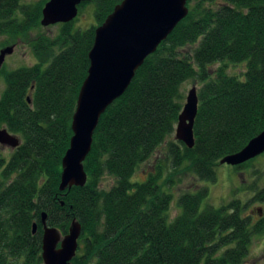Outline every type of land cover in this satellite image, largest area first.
Masks as SVG:
<instances>
[{"label": "trees", "instance_id": "trees-1", "mask_svg": "<svg viewBox=\"0 0 264 264\" xmlns=\"http://www.w3.org/2000/svg\"><path fill=\"white\" fill-rule=\"evenodd\" d=\"M23 1L0 0V37L12 45L42 26L44 4ZM123 1L82 4L80 12L93 6L95 26L76 29L74 21L55 37L40 34L31 42L34 66L1 70L0 128L22 144L0 158V264H44V213L63 236L74 220L81 224L72 264H244L253 238L264 236V217L252 224L240 200L201 210L208 188L180 196L182 213L170 222L173 198L161 189V167L145 183L132 182L175 133L189 82L199 85L195 146L168 141L174 170L186 165L215 183L220 162L264 132V0H188V16L102 115L84 163L86 186L60 191L95 32ZM106 177L113 186H103ZM251 192L250 202L264 204V188Z\"/></svg>", "mask_w": 264, "mask_h": 264}, {"label": "water", "instance_id": "water-1", "mask_svg": "<svg viewBox=\"0 0 264 264\" xmlns=\"http://www.w3.org/2000/svg\"><path fill=\"white\" fill-rule=\"evenodd\" d=\"M93 0H50L42 10L43 27L72 23L79 15V7ZM188 0H124L106 22L97 28L90 68L78 97L73 116V137L62 160L60 191L83 188L88 182L84 163L94 141V133L102 115L130 87L136 72L148 57L156 53L176 27L188 16ZM15 47L0 51V71ZM199 110L196 88L186 96L178 118L176 140L188 149L195 146L194 127ZM0 145L17 149L21 140L0 128ZM264 154V132L251 140L237 154L224 158L220 164L238 167ZM43 226L42 259L44 264H72L79 249L82 226L73 221L66 236L47 225V214L41 218ZM37 225L33 227V233Z\"/></svg>", "mask_w": 264, "mask_h": 264}, {"label": "rangeland", "instance_id": "rangeland-1", "mask_svg": "<svg viewBox=\"0 0 264 264\" xmlns=\"http://www.w3.org/2000/svg\"><path fill=\"white\" fill-rule=\"evenodd\" d=\"M49 1L50 0H24L23 4H30L32 6L44 4L45 6ZM77 18V20H74L76 22L74 24L76 29L80 28L87 30L91 26L96 25L92 5L83 8L81 12L79 11V16ZM60 29L61 25L51 27L40 26L37 29H32L31 35L27 39L17 40L13 45L8 42L6 37H0V51L9 47H15L14 53L6 58L3 72H11L21 68L34 66L37 63V60L32 51L31 42L40 34H47L50 37H55L59 34ZM242 66L244 65H240L238 67ZM241 70V68H237L235 72L238 73V71ZM235 76L243 79V76L240 74ZM193 88L198 90L199 85L193 82L185 84V96H187L188 92ZM5 89V78L1 71L0 98ZM168 141L179 143V141L176 140L175 133ZM168 141L159 148L157 153L147 163L140 166L135 176H133L132 182L135 184H143L148 180L151 174H155L157 172V167L162 168V177L160 181V185L162 186L161 189L164 193L170 194L173 198L171 211L169 213L170 222L174 221L176 217L182 213L178 204L180 196L186 193L195 194L203 188L209 189V196L203 202L201 210H203L206 206H212L218 209L222 206L228 205L233 200H240L243 205L247 204L244 216L249 218L252 224H256L264 217V204L250 202L253 197L251 188L254 186H257L258 189L264 188V154L251 162L249 161V164L240 169L229 165H221L216 170V182L206 183L200 181L190 171H188L186 165L177 170L172 168L171 160L167 152ZM14 152L15 149L12 150L8 147H0V158L9 160ZM168 180L173 183L166 185V181ZM113 183V179L106 177L104 179L103 186L111 187L113 186ZM244 264H264V236H256L253 238L249 256Z\"/></svg>", "mask_w": 264, "mask_h": 264}]
</instances>
